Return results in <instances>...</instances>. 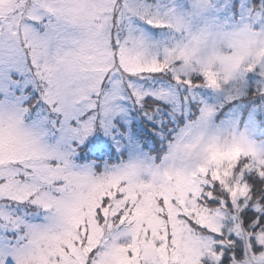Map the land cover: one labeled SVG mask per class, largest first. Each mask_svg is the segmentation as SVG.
<instances>
[{"label":"snow or ice","instance_id":"obj_1","mask_svg":"<svg viewBox=\"0 0 264 264\" xmlns=\"http://www.w3.org/2000/svg\"><path fill=\"white\" fill-rule=\"evenodd\" d=\"M0 264H264V0H0Z\"/></svg>","mask_w":264,"mask_h":264}]
</instances>
